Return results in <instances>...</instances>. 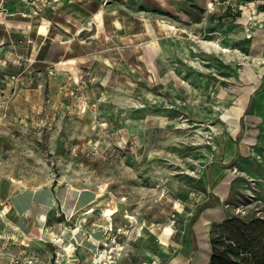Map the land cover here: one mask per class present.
Wrapping results in <instances>:
<instances>
[{
  "label": "rangeland",
  "instance_id": "obj_1",
  "mask_svg": "<svg viewBox=\"0 0 264 264\" xmlns=\"http://www.w3.org/2000/svg\"><path fill=\"white\" fill-rule=\"evenodd\" d=\"M110 1L81 63L0 47V207L62 185L110 223L95 264H209L214 223L264 219V0Z\"/></svg>",
  "mask_w": 264,
  "mask_h": 264
},
{
  "label": "crops",
  "instance_id": "obj_2",
  "mask_svg": "<svg viewBox=\"0 0 264 264\" xmlns=\"http://www.w3.org/2000/svg\"><path fill=\"white\" fill-rule=\"evenodd\" d=\"M110 3V0H0L1 51L10 53L19 48V54H14L19 57L25 50L27 56L43 66L81 63L89 54V47L81 45L77 37L86 29L76 31L74 21L79 16H90L100 34ZM92 208H95L92 195L76 189L66 191L62 185L51 183L20 191L0 207V251L37 258L38 264H95L98 257L95 251L99 249L95 242L105 241L109 225L102 217L95 219ZM62 215L67 220H60ZM73 229L79 231L74 233ZM66 242L72 243L73 248L66 250Z\"/></svg>",
  "mask_w": 264,
  "mask_h": 264
},
{
  "label": "trees",
  "instance_id": "obj_3",
  "mask_svg": "<svg viewBox=\"0 0 264 264\" xmlns=\"http://www.w3.org/2000/svg\"><path fill=\"white\" fill-rule=\"evenodd\" d=\"M214 202L205 203L189 224L196 248V238L192 224L204 209L215 207L219 198L212 196ZM211 255L209 264H264V219H244L228 215L220 222L214 223L210 230Z\"/></svg>",
  "mask_w": 264,
  "mask_h": 264
},
{
  "label": "bare ground",
  "instance_id": "obj_4",
  "mask_svg": "<svg viewBox=\"0 0 264 264\" xmlns=\"http://www.w3.org/2000/svg\"><path fill=\"white\" fill-rule=\"evenodd\" d=\"M253 5V4H252ZM262 15L263 14H260V15H258L256 18H255V20H258V21H262ZM226 51V50H225ZM246 58H248V57H246ZM250 58V57H249ZM259 64H261V63H263V62H258ZM263 70H264V68H263ZM260 77L262 76V74H260L259 75ZM220 189H222V188H220ZM219 189V190H220ZM222 190H224V189H222ZM104 193L102 192V191H100V192H98L97 193V199H103L104 198ZM213 219V217L211 216V213H206L202 218H201V220H200V223H197L198 225L199 224H207V223H209L211 220ZM106 222H107V224L109 225L110 223H109V221L108 220H106V219H104ZM196 226V225H195ZM73 231H74V233L75 232H77V231H79V229H73ZM46 234L47 235H50V236H54V234L53 233H51V232H46ZM106 245V244H105ZM64 248L66 249V250H70V249H72L73 248V244L72 243H70V242H66V244L64 245ZM101 258H103V255H101ZM109 262H107V263H105V264H108Z\"/></svg>",
  "mask_w": 264,
  "mask_h": 264
},
{
  "label": "built area",
  "instance_id": "obj_5",
  "mask_svg": "<svg viewBox=\"0 0 264 264\" xmlns=\"http://www.w3.org/2000/svg\"><path fill=\"white\" fill-rule=\"evenodd\" d=\"M0 264H38V259L22 257L20 255L0 251Z\"/></svg>",
  "mask_w": 264,
  "mask_h": 264
}]
</instances>
